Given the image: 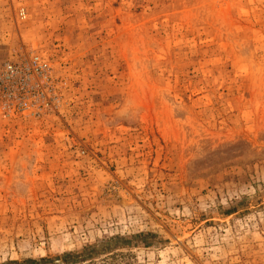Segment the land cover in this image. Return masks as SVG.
Segmentation results:
<instances>
[{
  "label": "rangeland",
  "instance_id": "rangeland-1",
  "mask_svg": "<svg viewBox=\"0 0 264 264\" xmlns=\"http://www.w3.org/2000/svg\"><path fill=\"white\" fill-rule=\"evenodd\" d=\"M264 264V0H0V264Z\"/></svg>",
  "mask_w": 264,
  "mask_h": 264
},
{
  "label": "trees",
  "instance_id": "trees-1",
  "mask_svg": "<svg viewBox=\"0 0 264 264\" xmlns=\"http://www.w3.org/2000/svg\"><path fill=\"white\" fill-rule=\"evenodd\" d=\"M47 261H49L48 258L42 257L39 259L30 258V259H26V260H22V261L9 260V261L5 262L4 264H40V263H44Z\"/></svg>",
  "mask_w": 264,
  "mask_h": 264
}]
</instances>
